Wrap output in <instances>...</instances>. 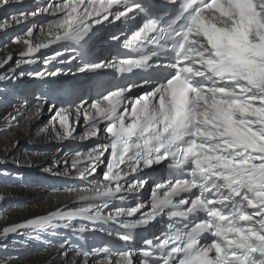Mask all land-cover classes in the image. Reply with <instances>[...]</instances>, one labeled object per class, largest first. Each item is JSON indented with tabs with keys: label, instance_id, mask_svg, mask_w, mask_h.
<instances>
[{
	"label": "snow or ice",
	"instance_id": "6c2138e0",
	"mask_svg": "<svg viewBox=\"0 0 264 264\" xmlns=\"http://www.w3.org/2000/svg\"><path fill=\"white\" fill-rule=\"evenodd\" d=\"M23 3L0 0V10ZM43 14L55 17L47 26L51 39L33 43L31 27L14 37L13 43L24 46L16 67L35 63L36 53L58 41L70 42L83 58L89 41L101 31L98 26L137 15L143 23L130 38L121 42L113 34L110 39L133 53L153 47L135 57L82 65L81 72L138 69L145 75L139 82L100 92L90 104L81 99L76 107L77 117L83 111L85 118L80 139L103 141L86 152L76 151L70 164L63 161L66 171L91 185L76 191L77 206L5 226L0 241L21 230L35 232L39 239L40 233L58 228L86 240L85 233L106 231L98 225L111 222L120 229L106 231L112 247L81 245L76 258L65 264H136L137 251L139 264H264V0H170L163 6L157 0H53L12 14L0 21V29ZM11 60V55L0 60V67ZM26 74L44 79L61 75V70ZM22 75L10 67L0 81ZM137 88L143 93L129 95ZM34 107L29 121L42 110L39 104ZM55 109L53 104L48 111ZM13 111L20 108L13 105ZM68 111L55 110L52 118L51 133L60 142L76 139ZM4 119L15 116L10 112ZM103 121L108 123L100 129ZM102 163L103 179L93 182ZM161 164L181 178L155 182L150 204L123 206L148 184L149 170ZM115 201L121 206L105 214ZM165 215L186 222L163 237H144L142 249L132 246L138 229ZM204 234L212 239L201 244ZM70 246L66 240L59 244L63 257Z\"/></svg>",
	"mask_w": 264,
	"mask_h": 264
},
{
	"label": "bare ground",
	"instance_id": "6f19581e",
	"mask_svg": "<svg viewBox=\"0 0 264 264\" xmlns=\"http://www.w3.org/2000/svg\"><path fill=\"white\" fill-rule=\"evenodd\" d=\"M52 2L53 0H24L23 4H19V6L8 12L0 18V21L10 18L12 14H18L21 11L29 12ZM55 2H59V0H55ZM44 15L46 18L40 23L34 20L35 17H29L20 24L12 23V26L6 30L0 29V35H3L5 31L12 33L11 36L5 37L2 41L3 46L0 48V60L5 59L9 55H14L11 60L13 62L9 61L4 67H0V74L8 71L10 67L15 68L16 73H25V75L18 78L0 81V160L4 161V163L0 164V197H2L0 198V229L8 225L22 223L29 219L47 215L58 209L77 206L76 191L86 189L91 185L88 181L80 180L79 177H68L70 173L74 175V172L71 170L66 171L63 161L59 166L61 165L60 167L64 169H59L56 166L57 162L54 161H57L61 155L65 154L64 160H68L70 164L76 151L86 152L96 143L103 142L96 138L80 139V137L85 135V118L83 111L77 117L75 109L78 105L68 107L57 106L55 110L61 108L69 110V125L75 123L73 129V133L75 132V134L73 135H75L74 137H78V139H73L76 143H74V149H67L64 145L67 140L60 142L52 136V118L55 110L53 112L48 111L49 106L52 104L32 94V90L25 89L29 86L30 80L40 79L27 75L26 73L29 72L45 71V69L48 71L61 70V75L46 77V81H59L71 78L72 76L71 73L66 75L59 67L65 64L60 63L61 60L70 59L68 54L59 50L44 53L38 52L35 54V63L21 64L19 67H16L15 62L21 59L19 53L23 50L24 46L13 43L14 37L24 36L26 30L31 27L34 29V33L33 37L29 39L33 43L51 39L47 34V26L55 17L47 14L36 17H44ZM16 26L20 29L12 30ZM41 28L44 29L43 33L40 31ZM57 52L60 53L59 56L56 55ZM46 59L50 60L47 65L44 63ZM11 74L9 72V75ZM41 101H43L42 104ZM38 104L41 105L42 110L29 121L28 117L32 116L35 111L34 106ZM13 105L20 108L19 113L13 111ZM85 108H87V105H85ZM10 112L13 113L15 119L6 121L4 118ZM19 142L28 151L18 150L17 144ZM24 142L43 143V145L47 146L55 143V147L58 148L29 150L31 146ZM80 145H82V148H79ZM102 166L103 163L98 166L94 176L91 178L93 182L102 180L99 178V170ZM47 168H52L53 171L59 170L58 172L61 175H54L52 172L45 171ZM46 176H56L58 180L66 182V184L65 186H61V188H48L43 185ZM9 197L25 198V202L12 206L3 205L4 201ZM1 206L3 207L1 208ZM36 236L35 232L30 231L9 234L6 239L0 241V264H65L66 260L76 258L68 237L61 234L60 231L48 230L42 232L39 234V239ZM65 240L71 245L67 249V257L61 255L63 249L59 248V244ZM4 244L7 245L6 248L3 247Z\"/></svg>",
	"mask_w": 264,
	"mask_h": 264
},
{
	"label": "rangeland",
	"instance_id": "374dc122",
	"mask_svg": "<svg viewBox=\"0 0 264 264\" xmlns=\"http://www.w3.org/2000/svg\"><path fill=\"white\" fill-rule=\"evenodd\" d=\"M17 6H19V5H14V6H12V7H9V8H7V9H3V10H0V18H2L3 16H5L8 12H10V11H12L15 7H17ZM44 18H46V16L44 15V17H41V16H39V17H35L34 18V20L36 21V22H38V23H40V22H42L43 21V19ZM15 29H20L18 26H16V27H13V29L12 30H15ZM12 35V33H8V32H4L3 33V35H0V48L3 46V43H2V41H3V39L5 38V37H7V36H11ZM14 56V55H13ZM12 56V57H13ZM11 62H13V61H11ZM32 81H35L34 79L33 80H30V82H29V86H30V84L31 83H33ZM57 107V106H56ZM77 139H78V137H76ZM21 142H23L22 140H21ZM24 143H26L27 145H30L31 147L29 148V150L30 149H35V150H41V149H49V148H51V149H54V148H58V147H55L56 146V144L55 143H53L52 145H49V146H47V145H43V143H37V144H34V143H28V142H24ZM17 148H18V150H25V151H28V149L26 148V147H24V146H21L20 145V142H19V144H17ZM62 154V153H61ZM64 157H65V154H63V155H61V157H60V159H58L57 161H54V162H59V164L62 162V161H64ZM61 166V165H60ZM59 166V169H64L63 167H60ZM66 169V168H65ZM59 170H57V171H54V172H58ZM61 175V174H60ZM68 177H72V178H75V177H78V175H75V173H74V175H73V173H70V176H68ZM42 178V177H41ZM44 178V177H43ZM55 178H57L56 176H46L45 178H44V180H46V179H48V180H51V179H55ZM43 180V179H42ZM37 182V181H36ZM36 182H34V183H36ZM29 187V186H28ZM40 188V187H39ZM30 189V188H29ZM25 200V198H11V197H9V198H7L5 201H4V204L3 205H8V206H12V205H17L18 203H20V202H22V204L25 202L24 201ZM3 206H1V208H2Z\"/></svg>",
	"mask_w": 264,
	"mask_h": 264
}]
</instances>
